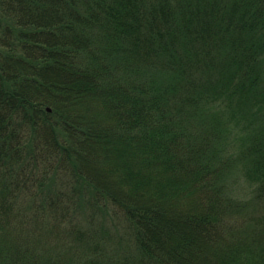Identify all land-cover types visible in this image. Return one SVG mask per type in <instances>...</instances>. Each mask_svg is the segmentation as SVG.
Returning <instances> with one entry per match:
<instances>
[{"label":"trees","instance_id":"obj_1","mask_svg":"<svg viewBox=\"0 0 264 264\" xmlns=\"http://www.w3.org/2000/svg\"><path fill=\"white\" fill-rule=\"evenodd\" d=\"M0 264H264V0H0Z\"/></svg>","mask_w":264,"mask_h":264},{"label":"rangeland","instance_id":"obj_2","mask_svg":"<svg viewBox=\"0 0 264 264\" xmlns=\"http://www.w3.org/2000/svg\"><path fill=\"white\" fill-rule=\"evenodd\" d=\"M241 186H243V187H244V185H241Z\"/></svg>","mask_w":264,"mask_h":264}]
</instances>
